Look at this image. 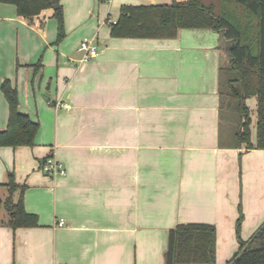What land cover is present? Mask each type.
Instances as JSON below:
<instances>
[{
    "label": "crops",
    "instance_id": "obj_1",
    "mask_svg": "<svg viewBox=\"0 0 264 264\" xmlns=\"http://www.w3.org/2000/svg\"><path fill=\"white\" fill-rule=\"evenodd\" d=\"M173 1L185 0H61L59 43L50 10L26 21L0 3V87L38 125L32 147L0 146V264H165L169 231L186 224L214 226L215 264H227L240 215L242 241L264 226V150L222 132V34L110 35L121 7ZM89 38L99 54L79 64ZM245 104L254 144L256 98ZM8 114L0 90V131ZM49 156L64 176L41 171ZM9 173L34 227L7 226Z\"/></svg>",
    "mask_w": 264,
    "mask_h": 264
},
{
    "label": "trees",
    "instance_id": "obj_2",
    "mask_svg": "<svg viewBox=\"0 0 264 264\" xmlns=\"http://www.w3.org/2000/svg\"><path fill=\"white\" fill-rule=\"evenodd\" d=\"M15 6L17 16L29 21L50 10L57 23L59 43L65 36L61 0H0ZM207 29L222 34L228 62L219 70V95L223 106L236 116L231 134L235 147L264 150V0H185L169 5L123 6L110 35L115 38L173 39L179 30ZM0 90L8 105V124L0 131V146L32 147L38 131L36 122L18 111L16 88L8 80ZM255 97L256 139L251 142V118L245 101ZM225 102V103H224ZM7 196L1 203L8 215L7 226L15 230L37 224L23 208L24 188L14 174L5 183ZM242 216L236 223L238 251L227 264H264V226L248 240L239 233ZM215 228L206 224L178 225L168 234L165 264H215Z\"/></svg>",
    "mask_w": 264,
    "mask_h": 264
},
{
    "label": "built area",
    "instance_id": "obj_3",
    "mask_svg": "<svg viewBox=\"0 0 264 264\" xmlns=\"http://www.w3.org/2000/svg\"><path fill=\"white\" fill-rule=\"evenodd\" d=\"M106 23L108 25H113L116 23V20L107 19ZM78 52L81 53V58L79 60V64L86 63L92 59H95L99 54L98 45L93 38L84 39L80 42L78 46ZM66 107L65 105L57 104L56 107ZM41 171L44 174L49 176H64L66 174L65 170L61 166V164L53 157L49 156L45 159V161L41 165ZM63 220H60L59 225H62Z\"/></svg>",
    "mask_w": 264,
    "mask_h": 264
},
{
    "label": "rangeland",
    "instance_id": "obj_4",
    "mask_svg": "<svg viewBox=\"0 0 264 264\" xmlns=\"http://www.w3.org/2000/svg\"><path fill=\"white\" fill-rule=\"evenodd\" d=\"M227 62H228V59L224 63L226 64ZM223 109H224V112H223V116L222 117H224V119L226 117L227 118H226V120H222L223 121V123H222L223 127L222 128H224L222 132L224 133L225 130H227L226 131L227 135L228 134H232V132L234 131L235 125H236V116L234 115V113H232L229 110V108H227L226 104L223 106ZM225 109H227V111ZM227 126L229 127L228 129H226Z\"/></svg>",
    "mask_w": 264,
    "mask_h": 264
}]
</instances>
